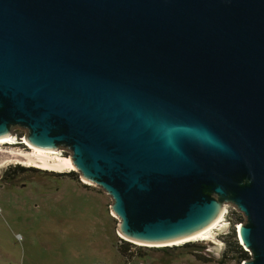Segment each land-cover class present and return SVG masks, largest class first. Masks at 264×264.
<instances>
[{
  "label": "water",
  "instance_id": "obj_1",
  "mask_svg": "<svg viewBox=\"0 0 264 264\" xmlns=\"http://www.w3.org/2000/svg\"><path fill=\"white\" fill-rule=\"evenodd\" d=\"M16 129L69 152L121 239L232 205L264 264V0H0V140Z\"/></svg>",
  "mask_w": 264,
  "mask_h": 264
},
{
  "label": "rangeland",
  "instance_id": "obj_2",
  "mask_svg": "<svg viewBox=\"0 0 264 264\" xmlns=\"http://www.w3.org/2000/svg\"><path fill=\"white\" fill-rule=\"evenodd\" d=\"M13 134L23 137L24 131ZM2 149L12 157L0 155V264H242L233 242L245 218L232 205L213 238L192 242L200 247L125 244L110 211L112 200L100 187L84 183L77 171L24 166L17 162L26 149L22 144H0Z\"/></svg>",
  "mask_w": 264,
  "mask_h": 264
},
{
  "label": "bare ground",
  "instance_id": "obj_3",
  "mask_svg": "<svg viewBox=\"0 0 264 264\" xmlns=\"http://www.w3.org/2000/svg\"><path fill=\"white\" fill-rule=\"evenodd\" d=\"M24 144L26 149L22 150L20 153H18L17 162L22 163L24 166L27 167H37L39 169L45 170V171H51V172H72L75 171V168L71 165L69 156H54L53 159L51 157L52 154H59L61 152L60 149H56L53 151L48 150H42L39 148H36L32 145H30L25 137H22V140H19L15 134H10V136L4 140H0V144H7V145H15L17 143ZM0 155L4 158L12 157L11 152H8L6 149L0 150ZM1 161V160H0ZM84 183H89L85 180H82ZM226 213V207L221 212V214L218 216V218L208 227L201 230L200 232L180 240L167 242L163 244H157V245H149V244H141L137 243L139 245H149V246H155V247H162V246H174V245H182L185 242H193V241H199V240H206L213 238V234L215 232V229L221 230L225 226L224 224V214ZM239 225V224H238Z\"/></svg>",
  "mask_w": 264,
  "mask_h": 264
},
{
  "label": "trees",
  "instance_id": "obj_4",
  "mask_svg": "<svg viewBox=\"0 0 264 264\" xmlns=\"http://www.w3.org/2000/svg\"><path fill=\"white\" fill-rule=\"evenodd\" d=\"M72 172H74V171H72ZM69 173H71V172H69ZM120 240L123 241V242H128V241H124L123 239H120ZM234 240H235V237H234ZM228 242H230V241H228ZM125 244H132V243L129 242V243H125ZM233 245H235V250L237 251L238 256L241 259L244 260V259H248L249 258V253L247 251L243 250V248L238 244V242L236 240L233 242ZM174 246H176V247H178V246L200 247V246H197L195 243H192V242H186V243H183L182 245H174ZM154 248H157V247H154ZM160 248H168V247L165 246V247H160ZM118 251H119L120 255L125 256L127 250H125L121 245H119L118 246Z\"/></svg>",
  "mask_w": 264,
  "mask_h": 264
},
{
  "label": "built area",
  "instance_id": "obj_5",
  "mask_svg": "<svg viewBox=\"0 0 264 264\" xmlns=\"http://www.w3.org/2000/svg\"><path fill=\"white\" fill-rule=\"evenodd\" d=\"M16 136H17V135H16ZM18 138H19V140H22V137H18ZM19 144H21L20 141H19ZM22 145H24V144H22ZM24 146H25V145H24ZM26 147H27V146H26ZM26 147H25V148H26ZM238 226H239V225L236 226V236H237V228H238ZM237 241H238V244L243 248V250H245V251L248 252L247 248L244 247V245L242 244V242L240 241V239H239L238 236H237Z\"/></svg>",
  "mask_w": 264,
  "mask_h": 264
},
{
  "label": "flooded vegetation",
  "instance_id": "obj_6",
  "mask_svg": "<svg viewBox=\"0 0 264 264\" xmlns=\"http://www.w3.org/2000/svg\"><path fill=\"white\" fill-rule=\"evenodd\" d=\"M22 146H24V145H22ZM20 170H25V169H20ZM214 245L216 244V243H214V242H212Z\"/></svg>",
  "mask_w": 264,
  "mask_h": 264
}]
</instances>
